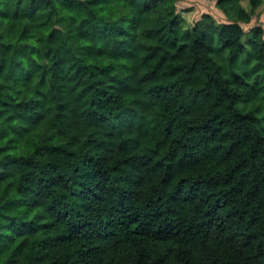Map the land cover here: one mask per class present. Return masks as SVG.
<instances>
[{"label": "trees", "instance_id": "1", "mask_svg": "<svg viewBox=\"0 0 264 264\" xmlns=\"http://www.w3.org/2000/svg\"><path fill=\"white\" fill-rule=\"evenodd\" d=\"M262 1L0 0V264H264Z\"/></svg>", "mask_w": 264, "mask_h": 264}, {"label": "rangeland", "instance_id": "2", "mask_svg": "<svg viewBox=\"0 0 264 264\" xmlns=\"http://www.w3.org/2000/svg\"><path fill=\"white\" fill-rule=\"evenodd\" d=\"M242 3L247 8L249 7L247 0H242ZM176 6L182 14V24L184 27L192 26L195 19L201 17L203 12H210L217 21L226 19L221 8L217 6L216 0H176ZM263 6L264 0L254 9V12L251 14V19L248 22H241L245 29H248L256 23H260L264 28Z\"/></svg>", "mask_w": 264, "mask_h": 264}]
</instances>
